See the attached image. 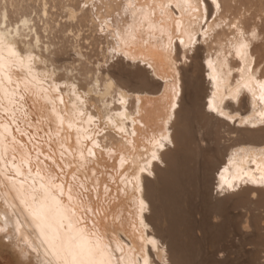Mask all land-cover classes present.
Listing matches in <instances>:
<instances>
[{"label": "bare ground", "instance_id": "1", "mask_svg": "<svg viewBox=\"0 0 264 264\" xmlns=\"http://www.w3.org/2000/svg\"><path fill=\"white\" fill-rule=\"evenodd\" d=\"M82 1L68 9L69 21L81 16L105 33L130 74L121 66L103 72L98 64L83 76L80 68L91 59L82 48L76 64L66 60L71 66L61 67L56 45L43 41L34 16L20 12L14 20L11 2L0 0V234L40 264H196L198 239L191 236L225 240L221 194L264 185V126H256L264 124V46L255 45L264 35V1L128 0L130 23L112 21L119 1ZM185 74L209 132L197 125L193 135L183 127L181 140L194 137L187 144H196L198 160L210 142L224 151L218 154L227 163L216 162L220 171L213 178L204 174V160L203 170L194 172L175 156L168 160L171 169L159 170V177L155 172L173 141L171 124L185 108ZM222 127L236 134L231 144L212 133ZM197 195L218 201L210 206L199 198L214 208V221L204 223L201 208L186 207ZM201 222L210 223L208 230ZM249 224L241 227L245 238ZM182 228L192 239L186 246L176 235ZM220 247L202 256L204 264L235 263ZM246 263L263 262L254 257Z\"/></svg>", "mask_w": 264, "mask_h": 264}, {"label": "rangeland", "instance_id": "2", "mask_svg": "<svg viewBox=\"0 0 264 264\" xmlns=\"http://www.w3.org/2000/svg\"><path fill=\"white\" fill-rule=\"evenodd\" d=\"M12 1L14 3L15 2L16 3L14 5H12L13 4ZM81 1L82 0H16V1L15 0H10V1L7 0V3L11 2V3H9L10 5L8 4V7L10 9V6H11L12 10L11 9L10 10H11L12 14H13V10H15L14 14L12 15V18L14 17L13 18L14 20L20 19L21 16H23V14L19 15L21 13H24V15H29V16L32 15L31 17L34 16L35 23L37 22L36 23V27L39 29L38 31L42 35V37L44 39L43 41H45L46 43H49V41H50V43L56 45V47H55L56 51L54 52L56 64L61 66L62 63H65V65L63 64L64 66H67V67H68V65L71 66L70 64H67V62H69V63H72L73 61L75 62L76 59H77L76 49L82 48V51L87 56L89 55L90 59H91L90 61H86V63H84L81 68L79 67L83 76H87V72H86L87 68H89L93 72H95L97 70V67H95V66L98 65V64L101 65L100 68H101V71H103V72H110V73L113 74L114 71H119L122 68L123 71L126 72V74H130L129 67H127V66H129L128 64H123V65L119 64V62L121 63V59H123V57H120V56H122L121 54L116 53V50H115V48L113 46V42L111 40L107 41V38L105 37V35H106L105 33L101 32V31L97 30V28H95L93 26L91 27L88 24H86L85 22L81 21L82 20L81 16H79L76 21H72V20L69 21L68 9L70 7L84 6L85 1H82V3H81ZM94 1H95V4H97L100 0H94ZM109 1H114V2H118L119 1L118 3L123 4L119 8L118 12L113 15L112 21L114 20L115 23H122L124 21L130 23L131 17H132V15H131L132 14V12H131L132 11V9H131L132 7L128 6V3H129L128 0H117V1L116 0H109ZM243 1H244V3H243ZM248 1L249 0H242V1L239 0L238 4H241V3H243V5L246 4V3L249 4ZM17 4H19V6ZM23 5H24V7L27 10L23 7ZM12 6L14 7V9H13ZM20 6H22V7H20ZM45 6H47V7H45ZM19 8L22 11H20ZM92 8H93V10L96 11L97 10V5L92 7ZM24 10H26L27 12L29 11V14L28 13L26 14V11H24ZM45 11H47L48 14H45ZM103 11L105 12V10H103ZM252 11L254 13V10H252ZM121 13H123V14H121ZM16 14H18V15H16ZM121 16H123V17H121ZM247 16L248 17H246V18L250 17V12L247 14ZM17 17H20V18H17ZM43 20H45V21H43ZM263 21H264V17H263V20L259 22L260 23L259 30H261L262 34H264V32H263L264 31L263 30L264 29V25H262V24H264ZM128 23H126V24H128ZM126 28L129 29L130 25H126ZM45 31H47V32H45ZM263 37H264V35H262V40H260V42L256 43L255 45H260V46L263 45L264 46V43H263L264 42V38ZM96 39H98L99 42ZM109 41H111V42H109ZM179 51L180 52L177 51V53L181 54V55H179V57L181 58L184 55L185 52L182 50V48H180ZM205 53L206 52L204 51V55H205ZM178 54H177V57H178ZM113 56H114V58H112ZM188 56L190 57L191 54L188 55ZM66 60H67V62H65ZM97 60H98V62H97ZM193 60H194V58L191 56L190 59L187 60L188 64L191 65L190 62H194ZM76 63L77 62H75V64ZM128 63H130V62H128ZM131 63H133V65H135L134 62H131ZM179 63H180V60H179ZM44 64L46 65L45 66L46 69L48 68L47 66H49V68L52 69V66H51L52 64L51 63H44ZM102 65H103V67H102ZM119 66H121V68H119ZM43 67H44V65H43ZM69 69H71V68H69ZM62 74H60V75H62ZM186 78L187 77H186V74H185L184 75V80L185 81H184V84H183L184 96L185 97L183 98V101L181 103L182 104L181 106L183 108L185 107L184 108L185 110L181 108V111H180V114L178 115V118H176V120H174V122L171 124V126H172L171 134L173 136V141H169L168 145L166 146V149L163 151L164 153L166 152V156L167 157L166 156H162V160H161V157H160L158 159V161L155 163L157 165V168H155V172H156V174L158 173L157 175L159 177V175L162 174L160 172L161 169H164V170L165 169H171L170 166H172V165H171V162H169V161L171 160V158L173 159V157L175 156L173 160H175V158L177 159L178 157L180 158V159L178 158L179 160L177 159V161L180 162V163L178 162L180 164V167H182V168L183 167L184 168L188 167L189 169L192 168L191 171H194V172L195 171L196 172H198V171L200 172V171L203 170V167L201 166V160L202 161L204 160L205 163H207L206 164V169L209 171V173H213V174H207L208 171L205 170L204 174H206L208 176L211 175L210 177L213 178V175L215 177L218 174L217 173L218 170L220 171V168L218 167L216 162H218V161L219 162H221V161L224 162L225 161L224 160L225 157H223L224 154H225V153H223L224 151L223 152L219 151L217 149V146L216 147L214 146L215 147L214 149L211 148V146H212L211 143L213 145H216L215 142L214 143L210 142V144H208L209 142H207L206 144H208L209 147L207 145H202L203 148L201 147V149H202V151H204L205 148H208V150L209 149L210 150L208 151L206 149V151H204V153L202 152L203 155L205 154V152L207 154V155L205 154V156H204V157H206L205 159H203L204 157H203V155H201V157H203V158H201V160L200 159L198 160L196 158V156H195L196 155L195 152L197 153V151H194V150H197V148L195 147L196 144H193L194 149H192V145H191L192 143L191 144H189V143L187 144V142H192V140H193V143H195L194 142L195 141L194 137L191 136V135L190 136L188 135L189 138L190 137L191 138L189 139L187 137L189 140L187 142H183V143H186L184 145L182 143L183 140H181V139H183V138H181V137H183V136H181L183 134V133L181 134V132L183 131L182 130L183 127L189 128L188 130H190L191 134L193 132V135H194V132L196 131L197 128H198V130L203 128L204 130L202 129V132L204 131L203 133H205L207 136H208V132H209V129H207L208 128L207 124H206V126H204L205 123H206V121L204 120L206 115L202 114L196 108V104L195 105L193 104L194 100H195V97L193 95L192 87H190L191 83L189 82V80H187L188 78L187 79ZM88 81H90V77L88 78ZM189 83H190V85H188ZM83 85L85 86L86 82H83ZM207 91L209 92V90H206V94H205L206 97H207V94H208ZM154 95H156V94H154ZM204 99H206V98H204ZM75 103H76V101H74V104ZM190 103H192V104H190ZM195 114H197V115L195 116ZM182 116L183 117L185 116L184 118H187V119H185V120L181 119V118H183ZM198 123H200V124H198ZM186 124H187V126H186ZM259 125H260V127L262 125L264 126V124H262V123L258 124L256 126L259 127ZM196 126H197V128H196ZM258 127H256V128H258ZM224 128L226 129V127H222V128L219 129V132H218L219 134L218 133L216 134L214 131L212 133H214L216 136H219L217 138L219 140H221V143H224L225 145H228V144L232 143V140L234 139L233 136L235 137L236 134L234 133L235 134L234 135L233 133H231V135H229L230 132H228L227 129L225 130ZM188 130H187V132H189ZM229 136L230 137L232 136V138H230ZM228 139L229 140L231 139V140L229 141ZM190 148L193 150V152H192V150ZM167 151H168V154H167ZM210 151H212V152L216 151L217 154L214 153V152L212 153ZM193 153L195 155H193ZM218 153L220 155L223 154V156H220ZM191 155H192V158H196L198 161L194 160V159L191 160ZM188 156H190V157H188ZM215 156H218V157H216V159L219 158V160H214ZM220 159H222V160H220ZM195 161H197L196 163H200V165H198V164L196 165ZM205 163L202 162V164H205ZM226 163H227V159H226ZM226 163L224 162V164H226ZM199 167L202 170H199L198 169ZM157 169H158V171H157ZM177 169H178V166H177ZM197 169H198V171H197ZM206 171H207V173H206ZM153 176H152V178H153ZM211 182L213 183L214 181L211 180ZM259 184L260 183L255 185L256 188H257V185H258L257 189L256 188L254 189V186H250V187H253V189H248L249 185L246 186L247 188L245 189L244 188L245 186H244V187H242L243 189L242 188L239 189L240 191L239 190H235V192L231 193V196H229V197H226L225 193L221 194L220 197L225 202V205L223 206L224 211H225L224 214L226 213L225 214L226 215L225 218L227 217V221L224 224V231H223L225 240H223V242L221 241V239L215 240L216 238L214 239V237L211 234L207 235V233H205L203 235L201 234V236H196L195 235L196 238L195 237L193 238L194 235L193 236L190 235L192 237V239H194V240L198 239L197 241H195L199 245L198 248L196 249V251L198 250L197 251V253L199 252L198 257L200 256L201 258L200 257L197 258V261L194 260L196 262V264H204L205 261H203V257L202 256H204L208 252V250L211 251L213 247H217V246H221L220 248L222 249V252H221L222 255H223V253H224V255L226 254L224 257H228V259L230 258L229 262H231V260H233V262L235 261V263L232 262L233 264H236V263L245 264L248 261V259H250V258L252 259L254 257L255 258L256 257L259 258L261 263L262 262L264 263V185H263V183H262L263 186L261 184L260 185ZM211 185H213V184H210L209 186L211 187ZM210 190H211V188H209V192H210ZM211 193H212V190H211ZM211 193L209 195H211ZM197 196H199V195H197ZM197 196H193V198H191L190 200L188 198V201H190V202L189 203L186 202V207L189 206L190 211H191V207H192V209L193 208H197V207L201 208L200 209L201 213L205 212L204 214L206 215L205 219H204L203 213L201 214L202 217H203L202 221H204V223H205V222L209 221L210 217H213L211 215L214 214V212H213L214 208H213V211H212V210H210L212 208V207L210 208V206L215 203V202H212L215 199V197L212 198V196H205V198H203V196H199V197H197ZM199 198L200 199L201 198L205 199L204 200L205 202H206V198H208L206 203H208V204L210 203L209 204L210 206L207 205L204 202H201L199 200ZM211 198L213 200H210ZM217 202L218 201L216 200V203ZM189 204L191 205V207H190ZM189 208H188V210H189ZM210 213H212V214H210ZM207 215H209V216H207ZM206 217H208V218H206ZM213 219H215V218H213ZM217 219H215V220H217ZM221 219L222 218H219L218 220L220 221ZM211 221H214V220H212V218H211ZM211 221H209V222H211ZM245 221H248V224H249V222H251L250 224L254 225V226L251 227V225L249 224L251 229L249 228L248 231H247L248 233L246 232L247 233L246 238L244 237L246 235L245 231H243L242 228H241L242 225L245 223ZM209 222L206 223V224L203 223L206 227L204 225H202V222H201V225L204 227L205 230L206 229L208 230L209 225H210ZM255 224H257V225H255ZM255 227H257V228L255 229ZM251 230H252V232L249 233ZM182 231H183V228H182L181 231L177 230V232H176V235L179 234L180 238L182 236V233H185V230H184V232H182ZM227 234H229V235H227ZM183 235H185V234H183ZM183 237L184 236H182V238H181V245L183 244L182 246H186V243L188 245L189 244L188 242H190L192 239H191V237H188V238L187 237L183 238ZM185 238H186V240H185ZM212 243H215V244L218 243V245L217 246L215 244L212 245ZM169 244H170V242L168 243V245ZM219 244H222V245H219ZM203 250H206V251H203ZM171 255H173V253H170L169 258L173 259L174 255L173 256H171ZM36 258L37 257H35V258L32 257L31 258L30 256H26L25 257V255L21 254V250L20 249L16 248L15 245H13V243L9 239H6L5 236L0 234V264H40V260L36 259ZM172 259H170L171 263H173ZM165 262H167L165 264L169 263L168 261H165ZM246 264H248V263H246Z\"/></svg>", "mask_w": 264, "mask_h": 264}]
</instances>
